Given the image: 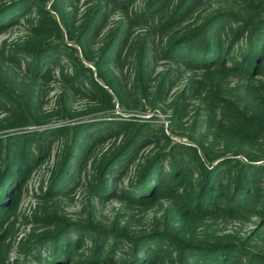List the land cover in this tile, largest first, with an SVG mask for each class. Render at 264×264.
<instances>
[{
  "label": "trees",
  "instance_id": "trees-1",
  "mask_svg": "<svg viewBox=\"0 0 264 264\" xmlns=\"http://www.w3.org/2000/svg\"><path fill=\"white\" fill-rule=\"evenodd\" d=\"M75 1L0 5V33L24 27L0 45V264H17L13 248L23 253L19 264H264V0H227L229 8L210 0H142L137 8V0H97L76 28ZM114 9L124 16L110 23ZM134 24L153 31L138 36ZM128 58L130 86L113 69ZM157 59L169 65L155 72ZM55 81L62 89L47 108ZM75 94L86 104L68 102ZM115 100L129 109L164 104L178 140L150 120L118 116ZM59 139L56 167L29 216L40 231L17 238L21 193ZM110 142L87 174L93 149ZM142 146L150 149L122 187L116 181L129 175ZM80 175L94 204L112 197L129 210L161 213L150 230L131 233L88 217L74 222L57 206ZM231 222L252 225L234 231Z\"/></svg>",
  "mask_w": 264,
  "mask_h": 264
},
{
  "label": "rangeland",
  "instance_id": "rangeland-1",
  "mask_svg": "<svg viewBox=\"0 0 264 264\" xmlns=\"http://www.w3.org/2000/svg\"><path fill=\"white\" fill-rule=\"evenodd\" d=\"M10 0H0V5L3 3H6ZM97 0H77L75 1V5L78 8L77 14L74 16V18L70 19V22L72 21V26L75 28L78 26L79 22H81L84 18V11L86 10L87 6L91 4L92 2H95ZM142 0H137L135 2L136 8L142 3ZM217 3L223 4L224 8H229L228 1L227 0H210L209 6L213 7ZM44 7L50 9L49 1L44 2ZM132 6H130L131 8ZM134 8V7H132ZM135 8V9H136ZM57 14V13H56ZM59 16V15H58ZM124 15L119 10H112L109 14L108 22H118L121 20V18ZM26 17L23 14H20L18 17V20H22V18ZM57 17V15H56ZM59 24L63 26L61 23V19H58ZM150 24H134L132 25V29L134 31V34L136 35H143L146 32L153 31L154 25ZM24 34V27L18 26L16 28L8 29L7 31L0 33V45L4 44H10L15 42L20 36ZM158 33H156V36L154 37L155 41L157 42L160 38L157 36ZM69 42L67 38H65ZM100 46V43H97L96 45H93L91 48L93 50H97V48ZM78 50V46H76ZM65 61V60H64ZM69 65V61H66ZM85 62V61H84ZM85 65H88L85 63ZM166 65H169L168 62H166L163 59H157L153 65L155 72L159 71L166 67ZM92 68V67H91ZM114 71H116V74L123 78L124 82L127 86H130L132 84V78H133V62L128 58L125 59L122 67L113 65ZM95 77V74L93 75ZM184 76H187L184 75ZM96 78V77H95ZM183 79L185 77L181 78L177 85L174 86V89L172 92H174L178 87H180L183 84ZM98 83L105 87L103 82L101 80H97ZM236 79H232V82H235ZM52 91L48 94L46 98V107L50 108V106L53 104L54 101V95L56 92L60 91L62 89L61 84L58 81H55L50 84ZM139 96L136 94V97ZM68 102H70L74 107L79 108L86 104V99L79 95L75 94L68 98ZM115 113L123 118L128 119H140V120H150L154 123V126L156 127H162L164 132L168 133L173 140H178V135L174 136L172 133L171 125L169 124V121L167 119L168 110L166 111V106L164 104H159L155 106L153 109L150 108H122L117 101L115 100ZM196 104V102H195ZM140 105L143 107H146L145 101L140 98ZM165 110V111H164ZM186 141L185 136L182 137V139ZM111 142L107 143L106 145L102 146L101 148L98 146L93 149L92 156H90L86 160V173L89 174L91 172V162L92 160L98 159L101 154L108 148L111 147ZM151 146V145H150ZM150 146H142L140 148V152L138 153L137 160L135 164L131 167L129 175L125 176L124 178L120 179V182L123 185H125L127 181V177L132 175L134 168L136 167L137 162H140L142 158L140 159V155L145 154L149 149ZM63 148L62 140H54L52 144H50L49 150H48V156L46 157V160L44 162H41L37 166L34 167V169L31 171L30 178L27 180L23 192L21 193L20 197V204L17 208L16 216H15V222H14V230L16 231L17 238L24 236L25 234L29 232H38L40 231V227H38L37 224H33L29 219V216L32 212V210L39 205L38 199L35 198L34 193L38 191V187L41 185H44V183L48 180V177L53 172V170L56 167V162L58 161V154L61 152ZM85 179L84 176L80 175L79 178H77V181L80 182V186L77 185L74 187L73 190L70 191L69 195L71 196L69 199H62L58 202L57 209L61 214H64L65 216L72 219L74 222H80L86 219V217L92 219L94 224L98 226H102L105 228H123L127 232H137L140 230H150V226L153 222V216H158L161 212L159 210L157 211L156 208H152L149 211H142V209L139 208H133L132 210L126 209L123 202L120 200L114 199L111 197L109 201L104 203H96L94 204L93 196L87 192V189L82 184V181ZM114 186V184H112ZM117 190H119L118 186H115ZM109 190V189H107ZM109 193V192H108ZM164 204H166V201H163ZM95 206V209H94ZM134 213V217L132 219L127 218L128 213ZM252 224H249L245 227H242L239 223L231 222L227 225L228 229L238 230L241 228L242 231L247 230L251 227ZM232 230V231H233ZM1 231V228H0ZM255 243V242H254ZM256 244V243H255ZM10 258L12 260H15V263L19 264L23 260V253L20 249L13 248L10 253ZM31 264H37V261L31 260Z\"/></svg>",
  "mask_w": 264,
  "mask_h": 264
}]
</instances>
